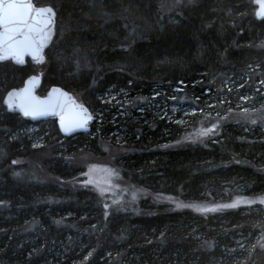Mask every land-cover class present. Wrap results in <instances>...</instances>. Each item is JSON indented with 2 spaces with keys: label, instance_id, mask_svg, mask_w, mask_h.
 <instances>
[{
  "label": "trees",
  "instance_id": "trees-1",
  "mask_svg": "<svg viewBox=\"0 0 264 264\" xmlns=\"http://www.w3.org/2000/svg\"><path fill=\"white\" fill-rule=\"evenodd\" d=\"M33 2L53 7L56 33L41 65L0 62V264H264V200H253L264 194V132L229 121L184 138L214 122L203 117L205 99L223 113L246 93L264 97L255 91L264 83V19L253 0ZM38 72L39 94L60 86L99 110L100 122L63 137L54 119L7 112L5 93ZM159 87L194 110L191 127L150 112ZM108 89L126 92L123 110L99 98ZM91 157L109 158L121 182L146 197L108 208L85 184ZM158 194L251 201L199 213Z\"/></svg>",
  "mask_w": 264,
  "mask_h": 264
},
{
  "label": "rangeland",
  "instance_id": "rangeland-1",
  "mask_svg": "<svg viewBox=\"0 0 264 264\" xmlns=\"http://www.w3.org/2000/svg\"><path fill=\"white\" fill-rule=\"evenodd\" d=\"M253 11L255 12V8ZM179 84L180 82H177L174 86H172V90H174V92L180 89L178 87ZM227 84H229V82H227ZM258 84L259 85H257L258 87L255 89V91L258 90L260 94L264 95V83L259 82ZM165 95H167V93L161 87L156 89L155 92L151 93L148 101V108H150V112L155 116V118L164 119L165 123L173 124L180 130L182 129L184 131L191 127L192 121H194L191 115L194 113V110L187 107L183 102H173V97H167ZM157 97L159 98L156 99ZM99 98L102 100V102L105 101L110 103L113 107L116 106L115 108L117 110H123L124 102L126 104L128 101L126 92L114 91L113 89L104 91V93L99 96ZM251 98L252 97H250V94L248 93H246L244 96H240L238 101L234 102L233 109L223 113L221 110H217L213 103H210L208 99H205L207 103L205 104V109L202 111V113L205 114H203V117L206 118L208 117L207 115H210L214 122L210 123L208 126L200 123L201 125L195 130H192L191 127L189 131L184 133L186 134L184 138H189V140L193 141L194 139L210 136L217 131L220 122L223 124L229 121L239 122L250 126H257L262 132H264V97L261 99H256L254 102L251 101ZM92 113L94 116L93 122H100L102 119L101 112L99 110H92ZM119 114L121 113L119 112ZM220 118L222 119L221 121ZM209 129H211V131H208ZM165 132L166 137L170 138L172 134L171 132H174V130H170L169 133V129H166ZM174 134L176 137L177 133H173V135ZM113 136L116 140H119L122 134L114 132ZM110 162L112 161L106 157H91L87 158L85 162V184H87L89 187L97 189V191L102 194V196H104V202L105 205L109 206L108 208L126 205L125 203L127 200H132V202H134L141 196L146 197V191L137 190L136 188L127 186L125 182V184L122 183L116 167ZM153 197L157 202L170 203L173 204L175 208L190 209L199 213L218 210L221 208L223 209V207H237L240 205L250 204L249 202L251 201L245 196H235L228 202H189L188 200L183 201L181 199H173L169 196H163L161 194ZM253 200L257 202H263L264 194L263 196L261 195L260 197ZM242 241V238L237 239L238 248H242V246L245 244L242 243Z\"/></svg>",
  "mask_w": 264,
  "mask_h": 264
},
{
  "label": "water",
  "instance_id": "water-1",
  "mask_svg": "<svg viewBox=\"0 0 264 264\" xmlns=\"http://www.w3.org/2000/svg\"><path fill=\"white\" fill-rule=\"evenodd\" d=\"M30 2L35 8H52L50 5H35L33 0ZM255 6V18L257 20L264 19V16L258 17V11H264L260 7L258 0H253ZM54 16L52 22L45 27L46 17H36L33 21L36 31L32 33L34 43L31 47L26 48L19 57L13 56L7 51V45L0 43V62L11 61L16 66H23L28 60L31 64L37 66L45 61V51L50 46L56 33V12L53 9ZM38 21V22H37ZM3 29L0 28V34ZM264 48V40L262 41ZM42 74H31L24 79L22 85L18 88L8 90L3 97V106L7 112L19 115L22 119L30 122H39L47 119H54L57 129L63 137H70L78 133H88L90 126L94 120L91 110L82 102L78 101L73 93L63 89L60 86H50L44 94H39ZM29 90L30 96L35 101L41 102L44 106L42 114L25 115L21 107V96L25 90ZM14 95L11 106L9 105V97ZM65 128H68L66 131Z\"/></svg>",
  "mask_w": 264,
  "mask_h": 264
},
{
  "label": "snow or ice",
  "instance_id": "snow-or-ice-1",
  "mask_svg": "<svg viewBox=\"0 0 264 264\" xmlns=\"http://www.w3.org/2000/svg\"><path fill=\"white\" fill-rule=\"evenodd\" d=\"M264 10V0H258ZM52 8H35L30 0H0V43L7 45V51L13 56L19 55L34 43L32 33L36 31L33 21L36 17H46L45 27L52 22ZM258 17L264 16V11L257 12ZM38 22V21H37ZM14 95L9 97V105L13 103ZM21 107L25 115L42 114L43 105L30 96L29 90L21 96ZM67 131L68 128H65ZM208 131H211L209 129ZM206 134V133H205Z\"/></svg>",
  "mask_w": 264,
  "mask_h": 264
}]
</instances>
